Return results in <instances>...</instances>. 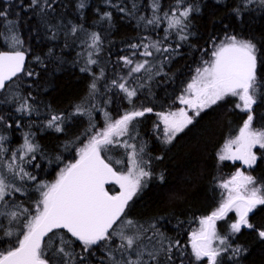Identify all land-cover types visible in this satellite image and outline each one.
Here are the masks:
<instances>
[{
	"label": "trees",
	"instance_id": "16d2710c",
	"mask_svg": "<svg viewBox=\"0 0 264 264\" xmlns=\"http://www.w3.org/2000/svg\"><path fill=\"white\" fill-rule=\"evenodd\" d=\"M82 2L83 8L78 7L81 0H47V3L41 0L40 6L29 7L30 0H0V10L8 13L7 18H0V50H10L13 34L9 31L10 20L15 26L14 34L24 42L21 49L28 54L23 73L0 90V116L4 118L0 122V135L7 137L3 142L7 149L4 159L8 160L11 153L20 148L25 133L39 146L36 159L23 165L36 180H14L23 188V194L15 192L6 196L5 201H0V212L15 210L14 205H22L32 211L39 199L35 190L37 183L52 180L60 166L75 162L77 149L90 135V126H95L93 131L104 126L102 114L107 112L116 119L133 107H151L152 113L137 118L133 135L137 143L145 145V159L151 161L149 168L153 177L147 188L129 202L123 219L145 228L154 223L156 229L167 237L165 246L169 241L180 242L179 246L172 248V262L160 255V264H188L187 235L198 225L199 218L210 215L219 207L223 198L220 182L238 166L237 163L219 161L217 152L226 139L238 132L247 113L236 108L235 97H228L204 109L171 144L162 142V132L156 128L159 120L155 113L179 108L177 98L206 55L213 38L231 33L256 45L260 90L257 102L252 106V125L264 129V5L258 0L251 3L248 0H185V4H191L194 11L188 18L190 35L186 41H180L172 31L164 40L165 21L159 27H153L140 20L141 16H152V0ZM159 3L162 14L169 11L175 0H159ZM120 8L125 11L121 12ZM236 9H239L238 14ZM106 12L111 13V20L102 19ZM72 25L80 29L75 35L70 33ZM92 32L100 35L102 43L99 52L93 54L97 63L88 65L85 56L89 43L87 34ZM150 38L163 41V46H170L173 51L147 57L153 62L151 71L142 70L129 77L130 66H125L121 57L127 56L134 61L143 58L139 55L141 48L130 46ZM154 58L158 59L155 66ZM82 68L88 70L81 71ZM28 72L33 75H27ZM121 77L128 81L129 87L137 90L132 104L125 93L111 84L112 80L122 82ZM94 81L97 85L95 93L91 90ZM25 100L34 109L30 114L16 110ZM77 106L85 110L84 114L76 112ZM53 115L63 119L60 132L47 127ZM255 151L258 159L251 168V174L264 185V149ZM102 155L111 157L113 161L123 159L124 149L112 147ZM161 174L163 182L158 179ZM106 189L110 194L119 191L115 184H109ZM248 218L254 228H242L241 232L230 235L228 243L231 248L218 264H264V239L258 235V230H264V205H257ZM230 220L228 216L226 223ZM217 222L219 230L224 231L226 223L222 220ZM0 226V250H6L15 244L17 237L5 236L4 230L12 228L18 232L20 225L15 222L9 224L8 217L0 215ZM156 229L144 234L142 244L147 250H152L154 245L159 247L153 236ZM62 239L67 243L66 250L71 253V258L55 251ZM117 240L114 238V243L92 246L89 252H85L74 237L63 230H56L46 256L50 264H64L65 260L69 264H110V251L117 259L120 258L115 247L119 243ZM237 247L241 251L234 255L232 249ZM193 263L204 264L205 260Z\"/></svg>",
	"mask_w": 264,
	"mask_h": 264
},
{
	"label": "snow or ice",
	"instance_id": "6c2138e0",
	"mask_svg": "<svg viewBox=\"0 0 264 264\" xmlns=\"http://www.w3.org/2000/svg\"><path fill=\"white\" fill-rule=\"evenodd\" d=\"M44 2L47 3V0ZM248 2L251 3L252 0ZM258 2L264 5V0H258ZM40 4L41 0H30L29 7H37ZM48 7L51 5L49 4ZM78 7H84L82 0ZM132 7L135 9L136 5L133 4ZM119 10L125 11L124 8ZM151 11L150 18L141 16L140 20L145 25L153 27H159L166 21L164 40L168 39L170 31L175 32L180 41L188 39L190 35L187 31L188 18L194 11L191 4H185V0H175L171 10L161 14L159 0H152ZM235 11L239 13V9ZM7 16L6 11L0 10V18H7ZM102 19L111 20V13H104ZM8 24L9 31L13 33L11 40L15 50L0 51V90H4L7 87L6 82L25 70L26 54L19 50L24 42L14 34L15 26L12 21L9 20ZM79 30L77 26L72 25L70 33L75 35ZM55 38L54 33L53 39ZM87 39L90 41L87 47L98 53L102 43L100 35L92 32L87 34ZM179 46L178 44L177 47ZM130 47L134 49L142 47L144 50L139 55L143 57H153L155 53L173 51L170 46H163L161 40L133 44ZM213 49L210 59L203 61L202 66L195 69V75L187 84L184 94L177 98L179 104L185 107L176 111L155 113L159 120L156 128L162 132V142L171 144L178 134L194 123L204 109L228 97H237L242 104L237 103L236 108L246 112L247 118L239 129V134L225 142L218 153V160L241 161L248 167H252L257 160L252 149L257 145L264 149V129L253 128L251 114L252 106L257 102L256 97L260 90L257 78L256 45L251 40L229 35L218 44L214 43ZM94 52L87 53L88 65L97 63V60L93 59ZM136 54L133 53V55ZM168 58L165 57V59ZM121 60L125 66H130L127 73L129 77L142 70L151 71L152 65L148 59L136 62L125 56L121 57ZM87 70V68L81 69V71ZM27 75L31 76L33 73L28 72ZM121 81L112 80L111 84L125 93L128 102L132 104V98L137 96V90L129 87L124 77H121ZM91 90L93 93L97 90L95 81L91 84ZM16 110L30 114L34 109L25 100ZM84 111L77 106V113L84 114ZM189 111L192 112L191 115ZM152 112L151 107H133L116 119L105 112L104 128L93 131L95 126H90L87 143H83V146L78 149V158L75 162L61 169L55 181L37 183L35 190L39 193V199L33 211L22 205H14L15 210L0 212V215L8 217L9 224L15 222L20 225L18 232H14L12 228L4 230L5 236L15 235L17 239L13 246L0 251V264H50L46 249L52 237L56 235V230L61 229L66 230L71 237L79 241L85 252H89L95 245L114 243V238H118L119 243L115 247L120 253V258L117 259L110 251V264H150V262L160 264L158 259L160 255H164L168 261H171L170 253L173 247L179 246L178 240L169 241L165 246L167 237L156 229L154 223L145 228L132 220L123 219L129 202L147 188L148 181L153 177V172L149 168L151 161L145 159V145L137 143L133 135L138 122L137 118ZM3 119L0 116V122ZM62 123L61 116L53 115L49 118L47 127L60 132L63 130L60 126ZM161 124L162 128H160ZM6 139V136L0 135V201H5L6 196L15 192L23 194V188L17 186L14 180L19 179L22 182L36 180V177L26 171L23 165L25 162L30 163L31 160L36 159L35 153L39 146L32 142L29 134L25 133L23 144L5 161L4 153L7 149L4 148L3 142ZM112 147H122L124 158L113 161L111 157L102 155L111 151ZM155 159H162V157H155ZM114 165H122V167L117 168ZM9 176L12 177L11 181L8 179ZM158 179L163 182V174ZM110 183L119 186L116 194H110L106 189L105 185ZM219 187L225 190L219 207L210 215L200 218L199 229L192 231L190 235L191 254L197 262L207 258V264H218L217 258L221 253L231 248L228 243L229 237L220 236L217 233V220L224 219L227 213L234 209L237 219L230 224V234L239 233L242 228L252 229L254 225L249 222V213L257 205H264V185L258 186L253 176L245 175L242 171L237 170ZM125 226L130 231H126ZM150 229H156L153 236L159 247L154 245L152 250H147L142 244V239ZM258 235L264 239V230H258ZM46 237L47 240H45ZM148 239L151 240L153 237ZM217 241L222 247L214 246ZM66 247L67 243L62 239L55 251L64 257L71 258V253L66 250ZM240 251L239 247L232 249L234 255ZM64 264H69V261L65 260Z\"/></svg>",
	"mask_w": 264,
	"mask_h": 264
},
{
	"label": "rangeland",
	"instance_id": "374dc122",
	"mask_svg": "<svg viewBox=\"0 0 264 264\" xmlns=\"http://www.w3.org/2000/svg\"><path fill=\"white\" fill-rule=\"evenodd\" d=\"M174 6V5H173ZM172 6V7H173ZM171 7V8H172ZM171 8L169 9V11L171 10ZM165 23H166V21H165ZM229 35H233V34H228V33H225V34H223V35H221L220 37H215V38H213V40L211 41V43H210V46H209V50L207 51V53H206V55H204V57L199 61V64H198V66L196 67V68H198V67H201L202 66V62L203 61H207L208 59H210V53H211V51H213L214 49H213V44L215 43V44H218L219 42H221V41H223V40H225L226 38H227V36H229ZM238 38H242V39H247V38H244V37H239V36H237ZM248 40V39H247ZM151 41H155V40H152L151 38L150 39H147L146 41H144L143 43H149V42H151ZM89 43H90V41H89ZM10 50H15L14 48H13V46H12V40H10ZM19 47V46H18ZM86 47H87V45H86ZM21 49V48H20ZM140 49V48H139ZM144 49L141 47V52L143 51ZM89 51H92V50H90L89 48H88V50L86 51V53H85V56H87V53L89 52ZM94 52V51H93ZM95 53V52H94ZM257 53V52H256ZM144 59H148L147 57H143V58H141V59H139L138 61H136V62H139V61H142V60H144ZM150 61V60H149ZM153 61H154V66L155 65H157L158 64V59L157 58H154L153 59ZM151 62V61H150ZM31 63V62H30ZM153 64V62H151V65ZM29 66H31V65H29ZM195 75V70H194V72H193V74L191 75V78H190V80H189V82L191 81V79H192V77ZM188 82V83H189ZM187 83V84H188ZM187 84L185 85V87H184V89H183V92L181 93V94H184V91H185V89H186V86H187ZM180 94V95H181ZM236 98V102H235V104H237V103H241L242 104V102L241 101H239V99L237 98V97H235ZM181 107H185L184 105H179V108H181ZM178 108V109H179ZM238 109V108H237ZM238 110H240V109H238ZM176 111V110H175ZM241 111V110H240ZM241 112H243V111H241ZM246 113V112H245ZM192 114V112L191 111H189V115H191ZM247 115V114H246ZM101 118L104 120V126H105V114H102L101 115ZM119 118V117H118ZM246 118H247V116H246ZM245 118V119H246ZM243 125V124H242ZM242 125H241V127H242ZM104 126H102V127H100V128H96L94 131H97V130H101V129H103L104 128ZM253 126V125H252ZM240 127V128H241ZM253 128L254 129H260V128H256V127H254L253 126ZM239 134V130H238V132L233 136V137H230V138H234L236 135H238ZM88 138V137H87ZM87 138H86V140L83 142V143H87ZM230 138H228V139H230ZM228 139H226L225 140V142L228 140ZM225 142L222 144V146L220 147V149L218 150V152H217V156H218V153L221 151V149L223 148V146H224V144H225ZM83 143H82V145L80 146V147H82L83 146ZM79 147V148H80ZM78 148V149H79ZM257 148H260L259 147V145H257L256 147H254L253 149H252V151L256 154V156H257V159H258V155H257V153H256V149ZM78 149H77V151H76V154H77V152H78ZM261 149V148H260ZM226 161H229V162H231V163H237L238 164V166L231 172V173H229V174H227V175H225V177L223 178V180L220 182V184L224 181V180H227V179H230L235 173H236V171L237 170H239V171H242V172H244V174L245 175H251V176H253L252 174H251V168H248V167H242V162L241 161H232V160H226ZM69 163H73V162H66L64 165H62V166H60V168L56 171V173H55V175H54V177H53V179L52 180H50V181H45V182H48V183H51V182H53V181H55V179L57 178V176H58V174H59V172H60V170L61 169H63L67 164H69ZM255 164V163H254ZM253 164V165H254ZM8 179L11 181L12 180V177L11 176H9L8 177ZM257 181V180H256ZM257 185L259 186V185H261L258 181H257ZM221 191L224 193V189H222L221 188ZM224 198V197H223ZM223 198H222V200H223ZM38 201V200H37ZM222 202V201H221ZM35 204H36V202L34 203V205H33V208H32V211L34 210V208H35ZM229 216V218L230 219H232V220H230V221H228L227 223H226V220H227V217ZM202 218V217H201ZM237 219V215H236V212H235V210L233 209L232 211H229L228 213H227V215L225 216V218L224 219H222V221H223V223L226 225H224V227H225V229H224V231H223V229L220 231L219 230V228H218V226H217V224H218V220L216 221V231H217V233L220 235V236H230V235H232V234H230V224L232 223V222H234L235 220ZM199 220H200V218H199ZM199 220H198V225L193 229V230H191L190 232H189V234L187 235V243H188V245H189V247H190V251H191V245H190V235H191V233H192V231H195V230H198L199 229V227H200V224H199ZM125 230L126 231H128V229H127V227L125 226ZM18 231V230H17ZM118 239V238H117ZM118 241V240H117ZM119 242V241H118ZM229 242V241H228ZM214 246H216V247H222L221 245H219V242L217 241V242H215V245ZM0 251H4V250H0ZM227 252H222L221 253V255L217 258L218 259V262H219V259L223 256V255H225ZM195 259V258H194ZM205 260V263L204 264H207V258H205L204 259Z\"/></svg>",
	"mask_w": 264,
	"mask_h": 264
},
{
	"label": "water",
	"instance_id": "95a60500",
	"mask_svg": "<svg viewBox=\"0 0 264 264\" xmlns=\"http://www.w3.org/2000/svg\"><path fill=\"white\" fill-rule=\"evenodd\" d=\"M19 50L24 51L25 54H26V57H25V63H24V69H25V66H26L27 61H28V54H27V52H26L25 50H22V49H19ZM0 51H13V50L2 49V50H0ZM22 73H23V72L18 73L17 76H19V75L22 74ZM17 76H16V77H17ZM16 77H13L12 80H13L14 78H16ZM12 80H11V81H12ZM11 81L6 82V84H8V83L11 82ZM245 166L248 167L247 165H245V164L242 163V167L244 168ZM252 167H253V165H252ZM248 168H251V167H248ZM110 184H112V183H110ZM108 185H109V184H106L105 187H107ZM117 186H118V185H117ZM118 189H119V186H118ZM114 226H115V225H114ZM61 230H63V229H61ZM63 231L66 232V230H63ZM68 234H69V233H68Z\"/></svg>",
	"mask_w": 264,
	"mask_h": 264
},
{
	"label": "flooded vegetation",
	"instance_id": "af4514ba",
	"mask_svg": "<svg viewBox=\"0 0 264 264\" xmlns=\"http://www.w3.org/2000/svg\"><path fill=\"white\" fill-rule=\"evenodd\" d=\"M251 214V212L249 213V215ZM245 229H247V228H245ZM188 244V243H187ZM173 256H174V254L172 255V260H173ZM188 258H189V260H188V264H194L193 262L195 261V259H194V257L192 256V254H191V251H190V247H189V245H188ZM172 260H171V262H172Z\"/></svg>",
	"mask_w": 264,
	"mask_h": 264
}]
</instances>
